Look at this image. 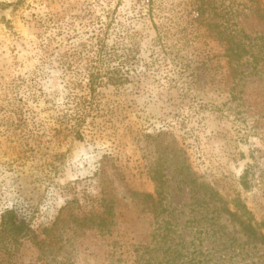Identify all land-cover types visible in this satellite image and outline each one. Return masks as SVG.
I'll return each mask as SVG.
<instances>
[{"label":"rangeland","instance_id":"obj_1","mask_svg":"<svg viewBox=\"0 0 264 264\" xmlns=\"http://www.w3.org/2000/svg\"><path fill=\"white\" fill-rule=\"evenodd\" d=\"M6 210L0 264H264V0H0Z\"/></svg>","mask_w":264,"mask_h":264},{"label":"trees","instance_id":"obj_2","mask_svg":"<svg viewBox=\"0 0 264 264\" xmlns=\"http://www.w3.org/2000/svg\"><path fill=\"white\" fill-rule=\"evenodd\" d=\"M207 9L208 8L205 7L204 5H199L198 7L192 10V13L193 12L197 13L196 16L193 15L194 18L192 25L195 24H198V26L206 25L208 29H211V26L214 28H218L217 25H213L211 23L210 16L205 17V13ZM221 33L222 36L219 37L218 39L225 47L226 55L231 59L233 58L240 59L247 50L246 45L242 43V41L236 36H234L231 32L223 33V31H221ZM27 230H28V224L24 219L19 218L14 210H6L0 215V240L3 237H6V235L7 237L13 239L15 237L25 234ZM242 230H245V235L247 234L249 238H253L257 242L259 241L261 244L264 245V233L259 231L253 225L248 224L245 225L244 227L242 225Z\"/></svg>","mask_w":264,"mask_h":264}]
</instances>
